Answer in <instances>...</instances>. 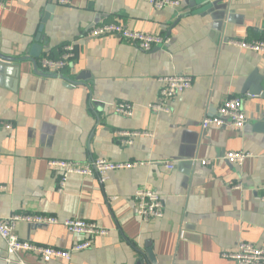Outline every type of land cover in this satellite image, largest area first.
I'll use <instances>...</instances> for the list:
<instances>
[{
  "label": "crops",
  "instance_id": "0c3cea01",
  "mask_svg": "<svg viewBox=\"0 0 264 264\" xmlns=\"http://www.w3.org/2000/svg\"><path fill=\"white\" fill-rule=\"evenodd\" d=\"M69 1L6 0L0 7V219L58 218L54 226L20 223L17 234L62 251L90 239L69 233L68 219L109 231L70 261L51 264H227L222 253L241 242L264 249V133L257 128L264 52L231 45L264 40V0H180L181 8L163 10L145 0ZM105 24L170 43L144 52L118 36H90ZM35 45L42 48L37 59ZM65 46L74 48L67 67L42 72L40 61L60 58ZM178 75L191 76L192 88L168 103L169 114L153 111L160 79ZM234 98L243 100L247 124L204 131V117ZM117 103L134 105L133 117L118 115ZM230 152L249 157L234 166L222 160ZM98 159L142 165L105 181L71 175L60 191L63 171L50 161ZM144 188L162 197V219L137 217L135 194ZM19 259L43 264L34 253L9 256L0 238V264Z\"/></svg>",
  "mask_w": 264,
  "mask_h": 264
},
{
  "label": "built area",
  "instance_id": "2783aa9c",
  "mask_svg": "<svg viewBox=\"0 0 264 264\" xmlns=\"http://www.w3.org/2000/svg\"><path fill=\"white\" fill-rule=\"evenodd\" d=\"M151 7L156 10H163L166 8L179 9L181 8L180 0H145ZM62 4H70L69 0H60ZM6 0H0V7H5ZM93 38H100L106 36H118L119 38L135 43L144 52H150L155 47L165 46L170 43L158 35H151L143 32H137L127 29L120 24H105L96 27L90 32ZM231 45L237 46L241 49L263 53L264 40L254 42H232ZM74 54L73 46H65L62 48L60 58L53 59L45 57L40 61V68L42 72L59 75L64 70L69 62L72 60ZM163 87L159 94L157 103L150 105V108L157 113L169 114L168 103L178 97L180 94L191 89L193 86V78L191 76H170L162 77L160 79ZM114 110L118 115L131 118L134 115V105L130 103H117L114 105ZM248 122L246 117L243 100L234 98L227 100L216 112L215 115L205 116L202 121V129L207 131L211 128L232 127L235 129H242ZM3 124L0 123V131ZM121 136L130 137L132 134L124 132ZM138 135V133L134 134ZM133 136V135H132ZM129 144V140H125ZM249 155L245 152H230L222 159L225 162L234 166H243ZM203 165H210V161H202ZM142 165L140 163H114L105 159H98L89 164L78 165L70 161L54 160L49 162L50 168H58L63 171L60 180V191H62L67 184V180L71 175H78L83 177L98 176L101 181H105L109 173L120 170H131ZM166 169L171 171L174 169L173 165H167ZM234 189H241V185H234ZM6 187L0 186V192L5 191ZM262 201L264 202V188L262 189ZM136 201V215L140 221L148 223L164 217L163 200L155 191L144 188L140 189L135 194ZM20 223L54 226L61 224V221L52 216L45 215H12L7 219H0V238L7 244V251L9 256L18 257L21 253H34L40 256L43 264H51L55 259H64L70 261L73 253L89 249L93 246V238L107 236L109 231L100 227L95 222L84 221L80 219H68L62 224L69 233L76 236L90 237L88 241L76 243L70 251H62L54 248L43 247L32 244L20 239L17 234V226ZM222 258L227 264H264V249L259 248L251 243H239L236 251L223 252ZM23 264V261L20 260Z\"/></svg>",
  "mask_w": 264,
  "mask_h": 264
},
{
  "label": "water",
  "instance_id": "95a60500",
  "mask_svg": "<svg viewBox=\"0 0 264 264\" xmlns=\"http://www.w3.org/2000/svg\"><path fill=\"white\" fill-rule=\"evenodd\" d=\"M48 18H49V16L47 15L45 17V19L43 20V23H45ZM41 52H42L41 46H39V45L33 46L32 51H31V58H33V59L39 58ZM257 128H258L259 132H263L264 133V121L261 122L260 124H258Z\"/></svg>",
  "mask_w": 264,
  "mask_h": 264
}]
</instances>
